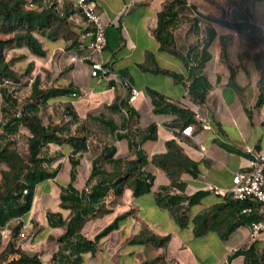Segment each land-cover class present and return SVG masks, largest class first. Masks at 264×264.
Here are the masks:
<instances>
[{
  "label": "crops",
  "instance_id": "1",
  "mask_svg": "<svg viewBox=\"0 0 264 264\" xmlns=\"http://www.w3.org/2000/svg\"><path fill=\"white\" fill-rule=\"evenodd\" d=\"M98 1L107 30V47L101 54L93 53L89 48L92 41L89 23L77 12L71 18L78 24L75 30L81 34V44L72 55L74 63L69 72V81L55 88H70L78 96L84 95L77 98L64 96L61 101L66 103L65 108L74 118L73 126L85 125L83 131L72 133L71 124L63 133H71L69 136L86 135L89 143L99 144L101 150L105 147V156L115 147L117 152L114 158L134 159L136 155L130 151L129 142L124 138L128 121L125 109L128 105L138 121L135 131L138 140H143L141 149L150 160L144 170L154 176L155 181L151 192L141 197H135L133 189L127 188L122 196L110 204V214L85 224L81 235L95 241L106 227L124 216L119 228L100 238L97 250L84 254L80 264H142L159 256H164L167 264H261L259 261L252 263V259H260L264 254V232L252 238L249 226H240L223 239L221 233L232 221V216L227 213L223 215L225 222L220 230L204 236L195 234L192 222L187 227L180 226L169 209L158 204L157 197L159 193L164 196L181 192L171 186L169 176L151 159L156 154L166 153L168 143L175 141L197 164V176L189 173L183 175L187 183L184 194L192 196L200 191L208 194L195 205H190L188 201L183 203L184 210L191 218L217 203L227 201L229 197L226 192L233 184L234 174L249 166L251 155L248 150L264 149V102L257 106L261 93V71L256 61V56L260 55L264 64V2L259 3L255 10L241 4L231 7L235 11V18L232 19L225 16L208 20L204 15L208 23L196 37L191 66H187L185 57L190 48L179 45L176 33L168 50H162L155 34L158 13L174 0ZM200 1L193 0L192 4L188 1L186 6L200 10L197 7ZM227 22L253 24L256 34L249 35L242 29L229 26ZM211 31L214 38L207 48V60L201 69H196ZM66 44L59 41L56 48L66 47ZM94 61L103 62L111 71L128 79L143 93V97L131 104L126 102L127 105H121L126 95L124 89L111 75L92 77L91 64ZM231 68L235 70L239 88L230 83ZM38 76L42 81V76ZM196 76L204 77L206 100L203 104L195 103L189 94V86ZM175 107L189 109L193 116L177 113ZM192 117L195 122L188 123ZM153 126L154 138L148 139L153 133L150 130ZM188 126H193L191 136L183 133ZM57 146L68 148L67 160H59L53 166L56 169L61 165L55 178L37 185L31 211L19 219L26 229L22 235L30 234L31 226L37 220L43 226L42 233L32 234L35 237H30L27 247L23 244L21 249L30 255L38 254L45 264H49L59 250L57 239L67 229L66 226L51 228L47 214L61 212L64 218L69 216V210L61 207L60 194L62 187L71 180L70 156L73 149L69 144ZM95 154L90 145L88 151L75 156L80 160L75 181L79 190L88 185ZM102 163L103 169L113 170L109 160L105 159V163ZM96 182L97 179H94L90 185ZM215 187L220 189V194L212 190ZM56 195L58 201L55 198L51 200ZM51 201L56 204L49 207ZM41 205L47 208L44 212L45 223L42 221ZM143 230L161 238L167 237V245L159 248L133 243V239ZM51 238L54 241L50 244ZM251 246H254L255 254L247 258L243 252Z\"/></svg>",
  "mask_w": 264,
  "mask_h": 264
},
{
  "label": "trees",
  "instance_id": "2",
  "mask_svg": "<svg viewBox=\"0 0 264 264\" xmlns=\"http://www.w3.org/2000/svg\"><path fill=\"white\" fill-rule=\"evenodd\" d=\"M263 1V0H255ZM188 0H174L167 4L165 8L158 13V23L155 34L161 42L162 50H168L171 41L174 38V27L180 10L186 7ZM26 0H0V35L14 34L13 39L0 40V83L18 82L19 76L6 60L5 49L13 42L23 43L32 53L37 56L45 57L47 51L42 42L36 36L41 35L51 42L63 40L69 44V48L78 47L81 42V34L75 30L71 21L72 15L76 12L72 7L61 12L55 7L43 8L41 10L28 9ZM199 23L195 19V25ZM238 29H242L249 35L256 34L254 26L246 22L243 23H226ZM107 35V30H106ZM214 38L211 31L210 38L205 42L203 54L199 64L195 67L201 69L207 60V48ZM195 48H190L188 55L185 57L187 66H191V52ZM257 66L261 71L259 81L260 96L257 106L264 102V64L260 55L256 56ZM33 64L28 65L31 70ZM176 76V75H175ZM41 78L36 76L32 84V92L29 102L22 111H19L13 118L4 124V134L15 132L20 126L29 130V156L23 157L16 149L3 145V137L0 138V163L6 165L7 169L2 170L0 181V229H4L8 224L27 215L34 203L36 187L40 183L55 178L61 165L54 171H50L46 164L48 160L41 156L42 150L50 145L69 144L72 147V164L70 182L62 187L60 194L61 207L69 210V216L64 218L61 212H48L47 220L51 228L66 226V232L57 239L59 250L54 254L49 264H80L83 255L97 250V241L109 235L112 231L119 228L120 221L123 217L117 218L111 225L106 227L97 237L96 240L85 239L81 235V230L89 221L103 218L112 212L110 204L115 199L123 195L127 188L133 189L135 197H141L151 192L155 178L147 174L144 170L149 163V158L141 149L143 140H138L136 126L138 121L125 100H121V105H127L128 121L127 133L124 135L129 142L130 151L136 155L134 159H116L114 158L117 150L114 147L112 152L104 159L113 164V170L108 171L100 168L94 161L92 174L88 185L94 179L97 182L91 185V189L79 190L75 186L78 174L80 160L76 159L78 153H84L89 150L90 143L86 135L69 136L63 135V127L55 126L50 128L46 126L39 114L41 106L46 105L50 100L72 95L75 91L70 88H42ZM230 83L239 88L236 82V73L231 68ZM204 77L196 76L189 86V94L195 103L203 104L206 100V93L203 90ZM3 100L8 102L10 97L7 95L3 86L0 89ZM155 103H158V101ZM177 113H188L193 116L189 109L175 107ZM2 112H8L6 106L1 107ZM188 123L195 122L192 117ZM151 133L147 138H154L155 127L150 128ZM105 150V147H104ZM151 162L158 168L166 172L171 179V186L179 190L180 194L162 195L159 193L157 202L159 205L169 209L182 227H187L190 222L194 224V232L197 236H204L211 231H219L225 219L224 214L232 216V221L228 224L226 230L221 233V237L226 239L232 232L240 226H249L253 221H257V214H245L242 210L250 204L236 201L228 198L226 202L217 203L204 213L198 214L191 218L187 211L184 210L183 203L188 201L190 205H195L208 193L205 191L197 192L195 195L187 196L184 194L187 183L183 180V175L189 173L193 176L198 175L197 164L183 151L175 141L168 143V151L164 154H156L152 157ZM107 200L111 202L108 203ZM21 223V222H20ZM22 225L14 229L13 233L18 234ZM136 244L153 245L155 247H164L167 245L168 238H161L157 234L148 230L141 231L132 241ZM2 245L0 237V247ZM255 252L254 246H251L243 254L253 257ZM237 253H242L238 251ZM264 264V254L260 259H252ZM0 264H45L38 254L30 255L17 247L14 241H10L0 252ZM142 264H167L164 256L146 261Z\"/></svg>",
  "mask_w": 264,
  "mask_h": 264
},
{
  "label": "rangeland",
  "instance_id": "3",
  "mask_svg": "<svg viewBox=\"0 0 264 264\" xmlns=\"http://www.w3.org/2000/svg\"><path fill=\"white\" fill-rule=\"evenodd\" d=\"M28 9H37L41 10L43 8L55 7L59 11L63 12L66 9H71V4L68 0H26ZM191 4L193 0H188ZM198 1V0H196ZM172 1H169L170 4ZM264 2V0L262 1ZM261 1L255 0H201L198 4V8L201 11L209 12L208 15L203 14L200 10L186 6L180 10V15L177 18L175 23L174 32L177 35V42L180 46L185 47L186 49L192 48L196 45V37L200 35L201 29L204 30L205 24L208 23V20H213L219 17H229L230 19L235 18V11L231 7H235L237 4H241L248 8H253L255 10L256 6ZM208 17V20L205 18ZM195 19L201 21L195 25ZM75 28L78 27V24L75 20L71 19ZM253 27V24H251ZM39 40L42 42L44 48L48 51L46 57H39L32 53L23 43L13 42L8 45L5 49L6 60L10 63L12 68L16 71L19 76L18 82H4L0 83V89H6L7 95L10 97L9 103L3 100L1 91H0V138L4 135L2 141L3 145H7L12 149H16L23 157L27 158L29 156V138L31 136L28 129L24 126H20L13 133L4 134V124L13 118L19 111H22L25 105L29 102V97L32 92V84L36 76H42V88H55L56 86L66 85L69 81V72L71 70L72 55L75 54V48H69L67 43L66 47L56 48L59 41L51 42L41 35H36ZM14 34L9 35H0V40L13 39ZM33 64L31 70H28V65ZM80 96H84L83 94ZM77 96V97H80ZM75 97V98H77ZM63 98H56L50 100L46 105H43L39 109V114L42 117V120L46 126L54 128L55 126L63 127V129H68L69 125L72 124V133L74 131H83L84 123L79 124L76 128L73 126L75 124L74 118L68 112V108H65L66 103L61 101ZM6 106L8 112H2L1 107ZM69 132L63 133L67 137ZM92 149L96 151L95 162L101 168L103 163H105V150H101L99 144L93 142L90 143ZM68 148H59L57 144H50L46 146L42 152L41 156L45 157L48 160L46 166L50 171L55 170V165H57L59 160H67V151ZM54 166V167H53ZM7 169L6 165L0 163V181L2 178V170ZM88 189H91V185H87ZM85 187V188H86ZM84 188V189H85ZM87 189V190H88ZM55 198L58 201V197L53 196L51 200ZM56 203L50 202L49 207H52ZM42 221L45 223L44 212L47 210L46 207L41 205ZM41 221V220H40ZM21 222V223H20ZM21 226L18 234H14L13 231L18 226ZM42 225L39 220L35 221L33 226H31L30 234L22 235V231H26L23 221L15 219L11 221L8 226L4 229H0V237L2 245L0 247V252L6 247L10 241H14L17 247L22 248V245L25 244L26 247L29 244L28 240L36 232L42 233ZM4 231V233L2 232ZM33 234V235H32ZM54 240L49 239L50 244ZM34 243L35 240H32Z\"/></svg>",
  "mask_w": 264,
  "mask_h": 264
},
{
  "label": "built area",
  "instance_id": "4",
  "mask_svg": "<svg viewBox=\"0 0 264 264\" xmlns=\"http://www.w3.org/2000/svg\"><path fill=\"white\" fill-rule=\"evenodd\" d=\"M71 7L79 13L91 28L89 34L92 41L89 48L93 53L101 54L107 47L106 25L104 24L99 12L98 0H68ZM237 33H235L236 35ZM102 75H111L114 81L122 86L126 95L123 98L127 103L135 102L143 93L137 89L128 79L121 77L117 72L111 69L101 61H94L91 64V76L100 78ZM115 86H113V89ZM73 97H77L75 92ZM128 115V109H125ZM183 133L191 136L193 126H188ZM251 155L247 169L236 172L233 176V184L227 190L226 195L236 201L250 204L242 210L245 214H257L259 219L249 225L252 238L264 232V149L255 151L248 150ZM217 195L221 193L220 189H212ZM4 233V231H2Z\"/></svg>",
  "mask_w": 264,
  "mask_h": 264
}]
</instances>
